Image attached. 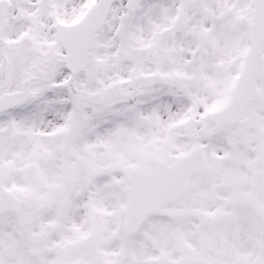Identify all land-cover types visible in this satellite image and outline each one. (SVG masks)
I'll list each match as a JSON object with an SVG mask.
<instances>
[{"label": "snow or ice", "instance_id": "snow-or-ice-1", "mask_svg": "<svg viewBox=\"0 0 264 264\" xmlns=\"http://www.w3.org/2000/svg\"><path fill=\"white\" fill-rule=\"evenodd\" d=\"M0 264H264V0H0Z\"/></svg>", "mask_w": 264, "mask_h": 264}]
</instances>
